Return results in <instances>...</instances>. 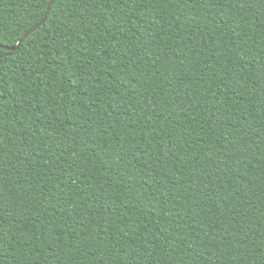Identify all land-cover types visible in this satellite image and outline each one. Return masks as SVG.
<instances>
[{"label": "trees", "instance_id": "1", "mask_svg": "<svg viewBox=\"0 0 264 264\" xmlns=\"http://www.w3.org/2000/svg\"><path fill=\"white\" fill-rule=\"evenodd\" d=\"M0 0V264H264V0Z\"/></svg>", "mask_w": 264, "mask_h": 264}, {"label": "water", "instance_id": "2", "mask_svg": "<svg viewBox=\"0 0 264 264\" xmlns=\"http://www.w3.org/2000/svg\"><path fill=\"white\" fill-rule=\"evenodd\" d=\"M53 2L52 0H50L49 5H48V10H47V15L49 14L52 6H53ZM47 21V16L44 18V20L42 22H40V24H38L37 26L33 27L29 32H27L25 34V36L19 41L18 45L16 47L10 48V47H6V46H2L0 45V48H3L5 50H9V51H18L20 49V47L22 46V44L37 30H39Z\"/></svg>", "mask_w": 264, "mask_h": 264}, {"label": "snow or ice", "instance_id": "3", "mask_svg": "<svg viewBox=\"0 0 264 264\" xmlns=\"http://www.w3.org/2000/svg\"><path fill=\"white\" fill-rule=\"evenodd\" d=\"M53 3H55V0H52Z\"/></svg>", "mask_w": 264, "mask_h": 264}]
</instances>
